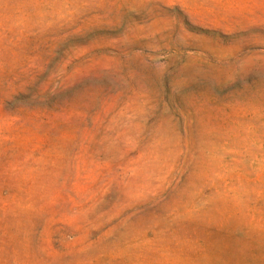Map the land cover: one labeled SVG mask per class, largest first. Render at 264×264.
<instances>
[{
  "label": "rangeland",
  "instance_id": "374dc122",
  "mask_svg": "<svg viewBox=\"0 0 264 264\" xmlns=\"http://www.w3.org/2000/svg\"><path fill=\"white\" fill-rule=\"evenodd\" d=\"M0 264H264V0H0Z\"/></svg>",
  "mask_w": 264,
  "mask_h": 264
}]
</instances>
